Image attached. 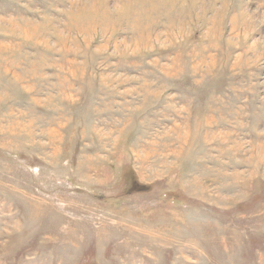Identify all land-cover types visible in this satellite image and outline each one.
Listing matches in <instances>:
<instances>
[{
    "label": "rangeland",
    "instance_id": "374dc122",
    "mask_svg": "<svg viewBox=\"0 0 264 264\" xmlns=\"http://www.w3.org/2000/svg\"><path fill=\"white\" fill-rule=\"evenodd\" d=\"M0 264H264V0H0Z\"/></svg>",
    "mask_w": 264,
    "mask_h": 264
}]
</instances>
